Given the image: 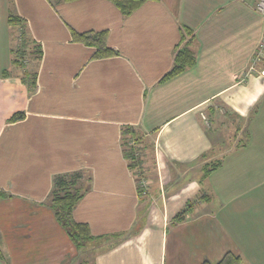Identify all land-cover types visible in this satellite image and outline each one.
<instances>
[{
  "label": "crops",
  "instance_id": "0c3cea01",
  "mask_svg": "<svg viewBox=\"0 0 264 264\" xmlns=\"http://www.w3.org/2000/svg\"><path fill=\"white\" fill-rule=\"evenodd\" d=\"M257 3L147 0L124 15L111 0H0V264H81L87 254L86 264H217L227 252L264 264ZM11 13L43 49L27 58L33 93L13 69ZM181 25L195 34L196 63L161 81ZM72 29L106 30L118 54L91 58L95 48L73 41ZM17 112L24 117L11 121ZM126 126L143 135L139 181ZM75 171L86 191L74 218L94 235L85 254L49 205L55 175Z\"/></svg>",
  "mask_w": 264,
  "mask_h": 264
},
{
  "label": "trees",
  "instance_id": "16d2710c",
  "mask_svg": "<svg viewBox=\"0 0 264 264\" xmlns=\"http://www.w3.org/2000/svg\"><path fill=\"white\" fill-rule=\"evenodd\" d=\"M54 6L72 0H49ZM124 15H129L137 7L147 0H111ZM9 23L12 27L18 29L19 35L16 36L18 42L15 48H12V65L13 69L20 70L22 81L28 86L29 92L33 93L37 89V73L27 68V58L35 54L36 58H40L43 49L28 34L25 20L18 14L11 13L9 15ZM181 40L175 47V57L172 68L162 77L161 81L170 79L182 72L188 67L196 63L197 56L193 49L195 34L187 25H181ZM72 39L76 42H83L86 45L95 48L91 58H103L118 54V50L108 44L106 30L96 31H78L72 29ZM33 49V54H32ZM31 53V54H29ZM34 57V56H33ZM15 72V71H14ZM12 71L4 70V74L12 75ZM24 117V112H17L11 116V121H16ZM123 150L126 158L129 160V166L135 170L138 181L141 178L139 169H141V143H143V135L133 126H126L122 130ZM220 165V162H213L204 167V177L208 176L212 170ZM86 191L85 174L82 171L70 173H60L55 175L52 191L49 195V205L56 214L58 221L64 226L68 234L78 247L81 254L87 253V243L93 240L89 225L78 222L74 218V209L82 199ZM205 195V194H204ZM195 201L189 202L188 206L181 210L175 218L176 222L186 218L189 210L193 207ZM89 263L88 254L84 255L81 264ZM91 264V263H90ZM94 264V262H92ZM203 264H211L205 261ZM217 264H242V257L233 252H227L225 256Z\"/></svg>",
  "mask_w": 264,
  "mask_h": 264
},
{
  "label": "built area",
  "instance_id": "2783aa9c",
  "mask_svg": "<svg viewBox=\"0 0 264 264\" xmlns=\"http://www.w3.org/2000/svg\"><path fill=\"white\" fill-rule=\"evenodd\" d=\"M257 9L259 12H261L262 14H264V0H258L257 3ZM263 48H264V39L260 45V52H259V56L263 54ZM257 60V57H256ZM251 69H254V67H252Z\"/></svg>",
  "mask_w": 264,
  "mask_h": 264
},
{
  "label": "rangeland",
  "instance_id": "374dc122",
  "mask_svg": "<svg viewBox=\"0 0 264 264\" xmlns=\"http://www.w3.org/2000/svg\"><path fill=\"white\" fill-rule=\"evenodd\" d=\"M29 54H31V53H29ZM30 62H31V61H30ZM26 63H27V66L29 67V66H30V65H29V62L26 61ZM30 67H32V66H30ZM251 231H252V230H251ZM252 232H253V231H252Z\"/></svg>",
  "mask_w": 264,
  "mask_h": 264
}]
</instances>
